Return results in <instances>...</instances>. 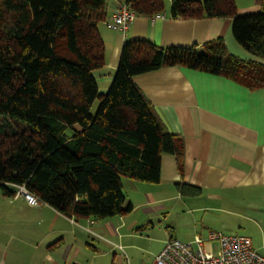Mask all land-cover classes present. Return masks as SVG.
Listing matches in <instances>:
<instances>
[{
  "label": "trees",
  "instance_id": "1",
  "mask_svg": "<svg viewBox=\"0 0 264 264\" xmlns=\"http://www.w3.org/2000/svg\"><path fill=\"white\" fill-rule=\"evenodd\" d=\"M153 17L164 0H127ZM107 0H0V192L24 186L71 218L103 220L132 210L123 177L159 182L161 157L183 156L133 77L163 66L225 76L257 89L264 63L230 53L222 39L200 50L145 40L123 46L112 83L99 91L93 71L105 64L99 23ZM173 17H231L236 41L264 60L262 10L239 14L235 0H172ZM100 100L96 113L91 107ZM186 196L202 189L178 183Z\"/></svg>",
  "mask_w": 264,
  "mask_h": 264
},
{
  "label": "crops",
  "instance_id": "2",
  "mask_svg": "<svg viewBox=\"0 0 264 264\" xmlns=\"http://www.w3.org/2000/svg\"><path fill=\"white\" fill-rule=\"evenodd\" d=\"M126 1L107 0V17L99 23L105 64L93 74L101 93L112 83L124 44L133 40L200 50L222 39L238 58L264 63L236 41L233 18H175L172 0H164V11L153 17L137 15L125 33L110 27L107 21ZM235 1L239 14L262 10L263 0ZM133 80L165 127L183 138L180 161L174 154H163L159 182L123 177L132 210L103 220L93 218L91 225L88 218H71L49 204L31 205L22 195L0 192V264H87L84 254L97 258L111 252V264H116V254L119 264H132L122 243L162 213L181 210L195 221L200 215L205 237L221 232L223 213L244 217L239 209L245 206L254 216L264 217V86L250 89L225 76L178 65L138 74ZM178 183L199 186L202 192L183 195Z\"/></svg>",
  "mask_w": 264,
  "mask_h": 264
},
{
  "label": "rangeland",
  "instance_id": "3",
  "mask_svg": "<svg viewBox=\"0 0 264 264\" xmlns=\"http://www.w3.org/2000/svg\"><path fill=\"white\" fill-rule=\"evenodd\" d=\"M100 104V100L96 99L91 107V112L96 113ZM1 118V116H0ZM243 212L244 217L234 216L232 214H222L223 226L220 231L229 234L246 235L251 237L255 247L264 255V217L254 216L249 207L239 209ZM195 221L190 214H186L179 210L177 212L168 211L154 218L153 222L147 223L146 227L135 231L122 244L131 260L132 264H148L154 256L155 251L161 246L163 239L179 238L182 240L192 239L195 235H199V231L203 232L200 215ZM218 232V231H217ZM206 247L216 254L218 243H206ZM105 251L104 249L99 252ZM121 252V251H119ZM87 264H111L114 253L108 256L102 255L97 258L91 257V254H84ZM116 264H119V255L116 254ZM155 257V256H154ZM124 264H127L126 262Z\"/></svg>",
  "mask_w": 264,
  "mask_h": 264
},
{
  "label": "built area",
  "instance_id": "4",
  "mask_svg": "<svg viewBox=\"0 0 264 264\" xmlns=\"http://www.w3.org/2000/svg\"><path fill=\"white\" fill-rule=\"evenodd\" d=\"M136 16L132 7L123 3L115 9L107 24L125 33ZM15 195L24 196L31 205L41 203L24 186H17ZM93 222V218L88 217V223ZM87 230L97 235L90 227ZM213 242L218 243L216 254L206 247V243ZM151 264H264V256L254 247L249 236L210 232L206 237L197 234L190 240L167 239Z\"/></svg>",
  "mask_w": 264,
  "mask_h": 264
}]
</instances>
